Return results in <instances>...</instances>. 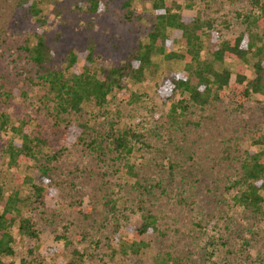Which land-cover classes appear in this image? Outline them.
<instances>
[{
  "label": "rangeland",
  "instance_id": "374dc122",
  "mask_svg": "<svg viewBox=\"0 0 264 264\" xmlns=\"http://www.w3.org/2000/svg\"><path fill=\"white\" fill-rule=\"evenodd\" d=\"M32 2L0 0V118L9 119L8 127H0V183L6 192L18 191L22 212L37 222L42 246L29 252L30 240L13 228L14 253L0 260L264 264V202L257 212L226 203L238 158L253 147L254 134L264 132V95L252 94L237 110L228 99L191 106L174 120L157 87L180 71L183 61L157 55L143 81L126 80L105 106L91 101L79 111L61 113L23 45L42 33L55 52V66L62 67L68 51L79 53L91 43V70L105 74L146 41L154 14L151 0H108L99 13L78 6L86 0H42L38 13L32 12ZM181 2H190L221 38L237 35L243 25L236 14L251 8V0ZM174 48L180 49V43ZM215 64L234 69L227 60ZM20 89L24 95L5 98V91ZM22 121L27 122L23 131L39 140L32 158L10 164L5 149L20 139ZM77 123L87 129L69 144L65 129ZM122 130L133 131L135 143L131 153L118 155L111 139ZM145 213L156 220V231L142 238L147 248L140 254L110 255Z\"/></svg>",
  "mask_w": 264,
  "mask_h": 264
},
{
  "label": "trees",
  "instance_id": "16d2710c",
  "mask_svg": "<svg viewBox=\"0 0 264 264\" xmlns=\"http://www.w3.org/2000/svg\"><path fill=\"white\" fill-rule=\"evenodd\" d=\"M31 1L32 12L38 13L40 8L37 4L42 0ZM181 1L151 0L154 14L146 41L138 42L123 62L108 68L105 74L99 75L91 70V43L86 44L79 53L68 51L62 67L55 66V52L42 33H35L33 42L25 43L22 48L28 61L41 70L39 76L52 93L56 109L61 113L79 111L83 103L91 101L105 106L108 96H113V93L124 88L126 80L143 81L147 70L154 63L153 57L157 55L183 61L181 70L164 79L157 87L158 97L168 104V115L174 120L184 115L191 106L203 108L211 102L228 99L237 110L244 106L252 94L264 95V0H251L248 11L236 14L243 29L228 38H221L210 20L202 18L190 2ZM84 3L80 2L78 6L88 13H99L106 8L108 0H86ZM125 3L129 4L128 1ZM207 40L210 45L206 48ZM176 43L181 45L178 50L174 48ZM80 60L83 63L80 64ZM226 60L234 63L233 70L216 67L215 63ZM248 70L251 71V76ZM16 95H24V92L21 89L5 91V98ZM20 124L17 129L20 139L11 141L5 149L10 164H19L22 160L32 158L33 147L39 140L23 131L22 127L27 122L22 121ZM8 126L9 119L3 115L0 127ZM66 128L65 138L71 144L82 139L87 125L77 123ZM134 136L135 133L130 130L116 133L111 139L112 150L118 155L131 153L135 143L132 140ZM252 143L253 147L246 148L238 158V167L228 179L227 188L232 189V193L230 201L226 203L235 209L257 212L264 202V132L258 130ZM227 149V146L224 147L225 153L228 152ZM39 171L42 176L45 175L43 169ZM21 202L22 198L17 190L6 192L0 183V255L14 253L13 228L20 237L30 240L29 252L42 246L38 240L40 233L37 222L30 214L22 212L19 205ZM155 231V217L151 213L143 214L142 222L138 226L129 227V232L111 248L110 255L140 254L148 246L142 240L143 236ZM176 261L174 260V264H177ZM0 264L14 263L0 260ZM62 264H75V261H62Z\"/></svg>",
  "mask_w": 264,
  "mask_h": 264
}]
</instances>
